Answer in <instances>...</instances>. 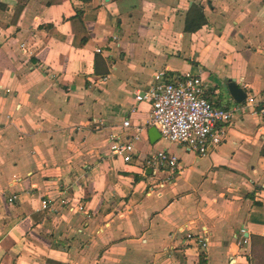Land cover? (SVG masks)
<instances>
[{"label":"crops","instance_id":"0c3cea01","mask_svg":"<svg viewBox=\"0 0 264 264\" xmlns=\"http://www.w3.org/2000/svg\"><path fill=\"white\" fill-rule=\"evenodd\" d=\"M159 71L224 110L263 101L262 0H0V264H264V115L247 106L205 156L151 144L134 95ZM161 150L178 166L159 188Z\"/></svg>","mask_w":264,"mask_h":264},{"label":"built area","instance_id":"2783aa9c","mask_svg":"<svg viewBox=\"0 0 264 264\" xmlns=\"http://www.w3.org/2000/svg\"><path fill=\"white\" fill-rule=\"evenodd\" d=\"M264 3V0H262ZM152 84L145 91L135 93L137 102H148L152 108L149 126L156 128L161 138L169 143L183 146L200 156L207 155L219 147L225 139L223 126L237 117L247 106H253L254 114L264 115V100L249 105H239L231 110H224L209 100L210 91L203 80L190 73L167 77L165 71H159L152 76ZM123 127H129V121L123 122ZM135 141L140 135L133 137ZM109 152L115 158L129 163L133 159L134 147L131 140H123L119 134H113L109 140ZM147 165L153 173L166 172L164 183H171L177 171L178 159L166 150L157 151L146 158ZM16 196L11 198L12 201ZM47 202L42 201L46 209ZM81 209V208H79ZM245 234V232H244ZM191 238V235L187 236ZM243 242L246 243V238ZM201 247H206V241H200Z\"/></svg>","mask_w":264,"mask_h":264},{"label":"water","instance_id":"95a60500","mask_svg":"<svg viewBox=\"0 0 264 264\" xmlns=\"http://www.w3.org/2000/svg\"><path fill=\"white\" fill-rule=\"evenodd\" d=\"M226 86L231 97L236 103H241L246 98V93L243 91L242 88L238 87L234 80L227 82ZM147 135L151 144H155L158 140L161 139L160 134L154 127H150L148 129ZM232 263L233 260H231L230 264Z\"/></svg>","mask_w":264,"mask_h":264},{"label":"trees","instance_id":"16d2710c","mask_svg":"<svg viewBox=\"0 0 264 264\" xmlns=\"http://www.w3.org/2000/svg\"><path fill=\"white\" fill-rule=\"evenodd\" d=\"M191 17H194L192 20V23L194 25L193 29L191 31H196L200 28L201 25L205 24L206 20L203 17V14L201 12V9L198 8L197 6H193L192 11H191ZM191 17H187L186 21H185V29L188 30V27L190 25V19H192ZM86 42V38L85 40H83V44Z\"/></svg>","mask_w":264,"mask_h":264},{"label":"rangeland","instance_id":"374dc122","mask_svg":"<svg viewBox=\"0 0 264 264\" xmlns=\"http://www.w3.org/2000/svg\"><path fill=\"white\" fill-rule=\"evenodd\" d=\"M163 143H164V140L159 141L158 146H162Z\"/></svg>","mask_w":264,"mask_h":264}]
</instances>
